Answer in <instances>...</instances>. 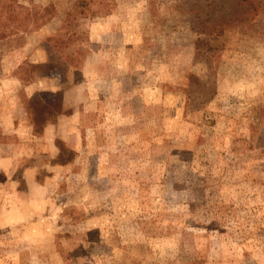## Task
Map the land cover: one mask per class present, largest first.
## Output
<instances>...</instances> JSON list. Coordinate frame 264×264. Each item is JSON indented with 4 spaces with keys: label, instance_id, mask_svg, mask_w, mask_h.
<instances>
[{
    "label": "rangeland",
    "instance_id": "374dc122",
    "mask_svg": "<svg viewBox=\"0 0 264 264\" xmlns=\"http://www.w3.org/2000/svg\"><path fill=\"white\" fill-rule=\"evenodd\" d=\"M248 11L0 0V264H264Z\"/></svg>",
    "mask_w": 264,
    "mask_h": 264
},
{
    "label": "trees",
    "instance_id": "16d2710c",
    "mask_svg": "<svg viewBox=\"0 0 264 264\" xmlns=\"http://www.w3.org/2000/svg\"><path fill=\"white\" fill-rule=\"evenodd\" d=\"M263 1L264 0H237V4L238 5H245V7L247 8V10H249L248 12L250 13V11H255L254 13H257L259 8L261 7V5H263ZM209 7L214 8L215 5L213 3H209L208 4ZM239 19H243V18H239ZM228 22H224V24H222L221 26L224 27ZM215 27V25L212 26V28Z\"/></svg>",
    "mask_w": 264,
    "mask_h": 264
}]
</instances>
